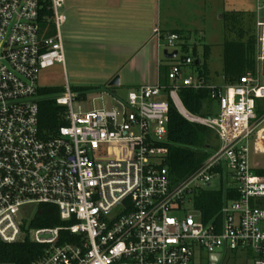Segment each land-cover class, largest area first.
<instances>
[{
	"label": "built area",
	"instance_id": "obj_1",
	"mask_svg": "<svg viewBox=\"0 0 264 264\" xmlns=\"http://www.w3.org/2000/svg\"><path fill=\"white\" fill-rule=\"evenodd\" d=\"M63 3L0 0V240L42 245L32 264H223L227 249L248 250L254 264H264V175L255 172L264 167L257 159L264 155V108L257 103L264 99V18L256 21L254 67L236 82L209 83L186 55L169 65L168 84L159 76L115 97L120 108L75 109L88 96L67 83L53 97L66 122L44 137L38 79L42 69L64 63ZM153 32L158 44L166 40L163 50L178 55L184 33ZM181 86L207 89L218 113L181 111ZM166 92L186 119L221 142L208 144L206 159L176 182L164 164L169 104L158 97ZM212 181L239 197L224 199L205 222L193 195ZM44 203L57 206L64 224L30 225Z\"/></svg>",
	"mask_w": 264,
	"mask_h": 264
},
{
	"label": "rangeland",
	"instance_id": "obj_2",
	"mask_svg": "<svg viewBox=\"0 0 264 264\" xmlns=\"http://www.w3.org/2000/svg\"><path fill=\"white\" fill-rule=\"evenodd\" d=\"M247 1L250 2V0ZM70 3L71 0H65L59 11L65 15L70 14V18L74 16L73 21L79 17V14L83 17L81 35L75 33L70 37L67 32L68 23L62 25L64 63H55L51 67L42 69L39 73L38 85L40 87H65L68 83L72 89L92 87V90L86 92L88 101L76 100L74 102L75 109L79 106L83 109L120 108L115 97L126 98L130 90L145 82L156 83L159 76L161 80L165 79L169 65L181 61L186 55L191 56L194 61L197 59L201 61V64L205 66L208 80H212L218 85H224L226 80L223 77V43L226 40H246L250 36H255L256 21L258 18H264V8L258 11L257 0H253V7L251 8H240L238 11L229 13H215L206 22L204 30L196 35L192 34L188 41V48L178 46L179 52L174 59L164 57L162 51L166 40L161 39L158 44L157 38L145 47L146 50L143 53L139 52L132 57L133 53L129 54L135 47L132 45V38L121 40V45H107L94 39V4L79 5L76 6L77 10L67 11ZM150 31L149 29V33ZM158 45L162 46L159 47ZM145 70L149 73L148 77H143ZM192 72L196 73L195 69L192 68ZM116 76L119 78V84L109 86L110 81ZM164 96L165 94L162 93L158 98L161 99ZM176 97L179 99L178 95ZM257 103L258 107L264 108V99L257 100ZM202 112L215 116L218 113V107L216 103L207 101ZM207 141H209L212 149L221 145L212 130ZM257 159L264 163V155L258 156ZM230 183L232 181L229 180L228 184ZM217 186L216 181L210 183V188ZM224 257L223 264H254L253 254L245 249H227Z\"/></svg>",
	"mask_w": 264,
	"mask_h": 264
},
{
	"label": "trees",
	"instance_id": "obj_3",
	"mask_svg": "<svg viewBox=\"0 0 264 264\" xmlns=\"http://www.w3.org/2000/svg\"><path fill=\"white\" fill-rule=\"evenodd\" d=\"M181 32V31H179ZM185 42L181 45L188 48L189 35H185ZM195 53V46L193 48ZM255 36L246 40H226L223 43V77L227 83H233L247 70L254 67ZM185 57V56H184ZM183 57V58H184ZM195 61H197L195 63ZM192 64L196 73L208 81L205 66L200 60ZM168 71V70H167ZM165 79L161 82L168 84L167 72ZM92 87H76L73 89L79 95L86 94ZM64 87L44 86L39 87L38 95L41 99L39 105L38 126L44 137H51L56 134L58 128L65 124V108L57 105L54 96L61 93ZM179 100L184 109L195 116H206L209 113L202 112L204 104L209 101V91L205 88L193 89L192 87L181 86L178 90ZM169 104L167 124V146L168 153L164 161L168 168L173 182L179 181L195 169L208 156L207 145L211 129L186 119L177 109L168 92L164 96ZM262 110L257 109V113ZM258 174L264 175V167L255 169ZM239 197L238 191L233 187L199 189L193 195V208L200 213L203 221L211 220L222 206L225 200H234ZM64 224L58 215V208L53 204H40L30 222L31 226H56ZM43 253V246L30 241L5 243L0 240V262H11L13 264H32Z\"/></svg>",
	"mask_w": 264,
	"mask_h": 264
},
{
	"label": "crops",
	"instance_id": "obj_4",
	"mask_svg": "<svg viewBox=\"0 0 264 264\" xmlns=\"http://www.w3.org/2000/svg\"><path fill=\"white\" fill-rule=\"evenodd\" d=\"M90 3L95 5H93L94 39L107 45H121V40L132 38V45H135L129 53H133L132 57L139 52L143 53L146 50L145 47L156 38L153 32L155 28L160 29L161 32L181 31L189 35L190 39L192 34L196 35L204 30L206 22L215 13H229L238 11L240 8L253 7V0L250 2L247 0H71L67 11L77 10L76 6ZM69 15L66 14L65 21V24L68 23V35L70 37L75 33L81 35L83 17L79 14V17L73 21L74 16L70 18ZM148 76L149 73L145 70L143 77ZM208 82L218 85L212 80ZM144 84L154 83L145 82ZM179 103L186 111L180 100Z\"/></svg>",
	"mask_w": 264,
	"mask_h": 264
},
{
	"label": "water",
	"instance_id": "obj_5",
	"mask_svg": "<svg viewBox=\"0 0 264 264\" xmlns=\"http://www.w3.org/2000/svg\"><path fill=\"white\" fill-rule=\"evenodd\" d=\"M163 55L167 59H172V58H174L177 55V50L175 49L171 53H169L166 49H164L163 50ZM196 62L197 61H195V63ZM118 84H119V78L116 76L110 81L109 86L118 85Z\"/></svg>",
	"mask_w": 264,
	"mask_h": 264
},
{
	"label": "bare ground",
	"instance_id": "obj_6",
	"mask_svg": "<svg viewBox=\"0 0 264 264\" xmlns=\"http://www.w3.org/2000/svg\"><path fill=\"white\" fill-rule=\"evenodd\" d=\"M177 105H178V107H179V109L181 110V111H183V112H185L182 108H181V105H180V103L177 101ZM186 113V112H185Z\"/></svg>",
	"mask_w": 264,
	"mask_h": 264
}]
</instances>
